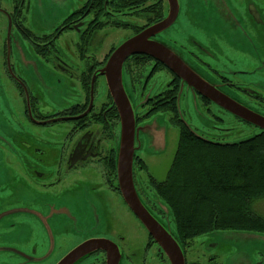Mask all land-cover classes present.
Segmentation results:
<instances>
[{"label":"rangeland","instance_id":"374dc122","mask_svg":"<svg viewBox=\"0 0 264 264\" xmlns=\"http://www.w3.org/2000/svg\"><path fill=\"white\" fill-rule=\"evenodd\" d=\"M233 1L177 0L180 16L165 32L169 35L160 37L167 47L183 57L185 55L170 40L188 50L196 51L204 60L213 62L217 69L225 71L224 74L238 72V83L264 96V25L255 31L254 35L257 37L253 39L245 22L229 12L235 8ZM75 2L76 0H30L27 25L35 32L49 31L73 8ZM262 7L264 8L263 3ZM189 32L196 35H185ZM108 33L98 37H105V43L101 45L104 49L126 36L120 31L111 30ZM189 37H196L205 50L202 53L196 50ZM188 64L214 81L201 67L189 60ZM167 78V73H157L145 88L132 87L122 71V86L134 115L144 111L141 104L146 96L159 91ZM17 80L22 82V89ZM78 89L76 81L67 78L36 56L29 41L0 13V264L3 261L2 264H7L5 257L8 253L3 248H22L28 252L33 246H37L39 254L44 248L51 250L49 261L52 262L72 247L76 240L92 231L96 232L99 226L102 227L105 214L108 226L111 229L114 226L121 228L126 237H131L132 232L128 221L135 223V228H138L136 220H131L130 213L123 211L120 197L108 187L107 212L86 214L87 221L80 217V222L88 224H75L78 218L76 205L88 208L91 205L90 197H103L97 196L104 189L100 175L78 178L70 175L62 183L49 187L41 186V183H47L46 177L36 176L40 172L55 176L59 167V146L65 142L63 131L68 126L33 125L29 120V113L24 110L23 97L19 92L23 90L24 96L36 94L44 104L58 109L71 96L78 94ZM221 89L233 96L234 100L264 116V104L249 102L237 90L227 87ZM95 97L99 101L103 92L98 90ZM177 107L179 116L186 124L198 135L214 142H239L252 137L259 130L238 121L229 113H218L213 104L206 107L181 82ZM170 118V112H158L135 125L134 152L144 161L147 169V172L141 171V186L147 184V174L158 181L166 178L179 136L178 127L170 122ZM119 140L118 133L117 137L108 142L115 148V152ZM25 144L44 149L50 156H44L45 163L41 164L34 156L30 157ZM26 166L34 170L33 175L25 173ZM147 187L146 190L149 191ZM149 192L154 193L152 189ZM158 204L164 212V226L175 234L168 207L162 198L158 200ZM258 207H264V201ZM208 235L221 248L225 264H258V258L254 257L258 255L256 251L264 252L262 232L217 230ZM17 262L18 259L12 258L9 264Z\"/></svg>","mask_w":264,"mask_h":264},{"label":"flooded vegetation","instance_id":"af4514ba","mask_svg":"<svg viewBox=\"0 0 264 264\" xmlns=\"http://www.w3.org/2000/svg\"><path fill=\"white\" fill-rule=\"evenodd\" d=\"M237 1H233L235 8H232L229 12L245 22L249 34L255 39L257 37V35H254L255 31L261 29L264 25V8L262 7L264 0ZM177 6L178 11L174 22L166 29L156 33L150 40L166 46L160 35H169L165 32L177 22L180 16L178 2ZM29 10L30 0H0V13L8 19L16 31L29 41L33 53L67 78L76 81L79 88L78 94L71 96L58 109L44 104L36 94L29 93V96H24L23 90L19 92L23 97L24 110L29 113L28 117L33 125L42 127L52 125L68 126L63 131L65 142L59 146L61 147L58 160L59 167L56 169L55 176L52 177V175L49 176V173L42 172L36 176L46 177L47 183H41V186L49 187L62 183L64 178L70 175L72 178L100 175L104 189L97 196L101 195L103 197L97 199H95L96 196L94 198L90 197L91 205L88 208L76 205L78 218L75 224H88L80 222V217L81 220H86V214H95L99 211L107 212L108 187L120 197L124 207L123 211L127 210L130 213L131 220H136L138 228H135V223L132 224L128 221L132 232L131 237H126L121 228L114 226L111 229L108 226L106 223L107 215L104 212L105 219L102 227L99 226L96 232L92 231L82 236L80 240H76L72 247L54 261H49L51 250L47 248H44L41 254L38 253L37 246H33L28 252L22 248H3L8 253L5 257L7 264L11 262L12 258L18 259L16 264H58L74 248L89 241H101L102 244L73 260L70 264H181V262L182 264H225V257L221 248L211 239V235H208L210 232L186 240L177 234L175 228L174 234L164 226V212L158 204V200H161V198L151 185V181L158 180L147 174L148 182L141 186V171L147 172V169L144 161L135 152L132 161V180L137 197L147 212L162 226L175 245L178 246L181 253L180 262L176 259L173 262L169 258L163 247L127 207L119 194L116 176L114 177L112 174L111 165L116 152L112 144H108V142L117 137L120 126L115 127L112 123V105L114 106V104L107 91L105 77L100 72L106 65L111 53L121 43L160 23L168 16V0H76L73 8L58 23L49 31L40 33L31 30L27 25ZM111 30L112 32H123L126 36L114 45H110L108 49H104L101 45L105 43V37L102 36L100 39L98 37L99 35H108ZM185 35L196 34L189 32ZM189 40L196 50L201 53L205 50L196 37H189ZM170 41L186 58L172 50L174 54L184 62L189 60L197 67H201L214 79L216 84L237 90L251 103L264 104V96L256 90L238 83L240 82L237 80V77L240 76L237 74L238 72L228 74L226 72V75L224 74L225 71L217 69L213 62L204 60L196 51L177 45L176 41ZM212 58L214 61V56ZM122 71L127 75L129 84L132 87L140 86L142 88H145L147 82L157 73H164L165 75L167 73L168 75L162 88L146 96L142 102L141 106L144 111L135 115V125L158 112H169L165 107H169L175 97L176 87H178L179 92L181 81L169 69L153 58L136 54L125 59ZM136 73L138 75L135 77V82L134 76ZM232 75L236 76L232 77ZM17 83L22 89V82L17 80ZM98 90L103 92V97L99 101L95 97ZM191 90L206 107L212 105V103L197 94V91ZM159 107L162 109L156 110ZM215 109L218 113H227L218 107H215ZM152 110L156 111L150 114ZM25 147L30 157L34 156L35 160L41 164L42 162L45 163L44 156L47 154L50 156L44 149L33 148L30 144H25ZM50 152L52 153V151ZM135 157L142 162V166L138 164ZM25 173L33 175L34 170L28 169L26 166ZM60 174H65V176L61 177ZM146 187L149 188V191L152 189L156 195L151 194L146 190ZM168 222L169 220L166 221V223ZM259 252L256 251L258 255L254 257L258 258V264H264V252Z\"/></svg>","mask_w":264,"mask_h":264},{"label":"trees","instance_id":"16d2710c","mask_svg":"<svg viewBox=\"0 0 264 264\" xmlns=\"http://www.w3.org/2000/svg\"><path fill=\"white\" fill-rule=\"evenodd\" d=\"M177 94L178 87L165 107L179 130L176 150L166 178L151 181L170 211L177 234L188 240L217 230L264 233V207H258L264 201V131L235 143L208 140L181 119ZM112 112V123L118 127L113 105ZM111 169L115 177L116 154Z\"/></svg>","mask_w":264,"mask_h":264},{"label":"water","instance_id":"95a60500","mask_svg":"<svg viewBox=\"0 0 264 264\" xmlns=\"http://www.w3.org/2000/svg\"><path fill=\"white\" fill-rule=\"evenodd\" d=\"M169 14L160 23L149 27L121 43L109 56L106 65L101 70L107 83V91L117 109L119 116L120 142L116 152L117 188L122 200L137 217L145 229L163 247L169 258L180 262V251L162 226L147 212L140 203L132 180V161L135 140V115L122 86V66L125 59L131 55H146L160 62L179 80L197 94L223 111L242 120L261 131H264V116L249 109L248 106L234 100L224 92L215 81L202 75L195 68L182 61L167 46L150 40L156 33L169 27L175 20L178 6L176 0H168ZM101 241H89L69 252L58 264H70L73 260L99 247ZM102 247V246H101ZM103 248V247H102ZM182 264V262H181Z\"/></svg>","mask_w":264,"mask_h":264}]
</instances>
